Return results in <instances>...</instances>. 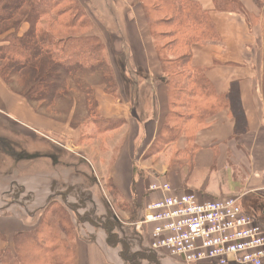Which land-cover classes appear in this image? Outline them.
<instances>
[{"label": "crops", "instance_id": "crops-1", "mask_svg": "<svg viewBox=\"0 0 264 264\" xmlns=\"http://www.w3.org/2000/svg\"><path fill=\"white\" fill-rule=\"evenodd\" d=\"M191 1L205 13L215 34L201 42L187 43L190 67L203 70L216 96L234 103L206 119L205 126L194 133L190 162L179 159L173 166L163 167L159 176L153 172L150 178L167 181L179 194H196L200 201L240 197L246 209L264 212V0H236L240 9L235 11H219L214 0ZM79 2L87 15L95 19L86 36L100 38L111 57L120 56L133 81L125 103L105 93L100 85L94 87V100L102 117L114 123L123 120V124L106 137L107 142H110L108 137L114 138L113 146H123L108 171L115 193L112 196L115 198L117 193L122 203L144 205L146 211L148 204L162 196L149 192L144 178H136L131 164L134 144L143 141L140 146L143 148L149 128L153 130L154 140L171 109L167 89L155 81L162 75L148 78L132 75L135 68L137 72L163 73L149 20L142 0ZM106 10L110 17L108 22L103 19ZM103 31L108 33L106 40L101 36ZM186 41L183 44L179 40V43L185 45ZM3 45L0 38V47ZM29 75L18 74L12 84L0 76V138L26 144L23 140L28 138L35 140L59 134L66 141L78 144L79 129L72 126L77 102L71 104L70 114L63 119H53L46 113V107H37L24 96L25 88L19 90L21 84L29 87L26 82ZM133 125L140 129L134 137L127 133ZM186 144L185 140H179L177 155L187 149ZM13 165L11 158L0 150V205L5 202V183L15 180L17 175L16 169L9 170ZM28 165L22 164L27 177ZM47 166L44 162L43 168ZM12 228L11 225L0 226V234L10 231L7 238L13 241L15 235L27 231L14 234ZM95 235L92 241L78 236L73 264H125L120 245L105 233ZM148 239L150 242L149 236ZM0 250L16 254L10 241L0 245Z\"/></svg>", "mask_w": 264, "mask_h": 264}, {"label": "rangeland", "instance_id": "rangeland-1", "mask_svg": "<svg viewBox=\"0 0 264 264\" xmlns=\"http://www.w3.org/2000/svg\"><path fill=\"white\" fill-rule=\"evenodd\" d=\"M11 1L13 0H0V11H3L7 18L0 23V38L3 41L17 31L20 37L25 34L30 35L32 32L39 34L44 31L47 35L44 40L48 45L51 43L56 45L60 39L68 35L88 34L92 23L95 22L94 18L91 19L94 16L85 13L86 16H77L80 23L83 21L81 25L84 26L83 29L64 27L63 23L74 21L76 13L72 11L61 16V6L70 7L73 0H41L42 4L38 2L35 10L31 3H16L17 0L9 5L8 2ZM78 3L81 6L79 0ZM42 14L45 15L42 17ZM103 14H105L103 19L108 22L109 12L106 10ZM167 30L169 28L166 26L158 29L161 32ZM101 36L106 40L107 31H103ZM95 38L100 44L99 48H95V51L97 50L95 56H98L99 63H96V60L91 62L90 55L81 54L77 58L74 56L71 72L61 74L63 69L60 67L62 64L60 62L65 57L59 52L55 55V61L41 59L40 69L36 71L31 69L28 73L30 75L26 82L29 86L31 82L40 84L46 74L44 84L42 83L43 85L37 87L35 91L38 94L44 87L47 92L48 90L53 92L51 100L45 106L46 113L49 112L53 119L57 121L63 119L68 113L70 114L71 104L77 102L72 126L79 129L80 136L77 139L78 144L75 141H66L59 134H51L45 138L36 137L35 140L28 138L23 140L26 144L0 138V150L4 151L14 164L9 170L16 169L17 172L15 180L5 183L7 189L4 192L5 202L0 205V226H13L14 234L27 230L23 233L36 235L34 243H29L27 236L19 240L21 245L18 260L23 264H49L53 257L59 262L72 264L73 250L78 236L92 241V237L100 232L105 233L111 241L121 246V252L126 255L123 261L125 264H184L181 260L158 255L147 248V245L150 247L148 239L150 229L140 224L144 217V205L122 203L116 197L117 193L115 198L112 196L114 192L111 189L112 183L108 179V171L123 146L121 144L113 146L114 138L108 137L110 142H107L106 137L118 129L123 124V120L114 123L102 117L94 100V87L100 85L105 93L125 103L128 97L127 91L133 81L121 57L118 55L111 57L104 42L98 37ZM161 40L167 43L170 39ZM42 43L44 44L37 41L39 46ZM93 44L96 42L93 41ZM53 47V53L60 50L57 45ZM76 53L79 52L76 50ZM76 53L73 52V55H77ZM4 66L0 63V67ZM5 75L11 77L9 72ZM132 75L135 78L137 75L143 78L156 75L166 78L171 76L164 72L161 74L137 72L136 68L132 71ZM62 76L64 79L59 82ZM12 82L15 83V80ZM24 88L27 90L29 87L27 88L26 84L19 86V90ZM35 104L41 108L44 106L41 101ZM197 128L198 124L193 121L169 119L159 128L154 140L153 130L149 128L143 148H140L143 141L134 144L131 164L136 178L139 180L144 178L149 187L154 184L150 178L153 172L159 176L158 173L163 167L173 166L179 159L190 162L192 139ZM138 132L140 129L135 125L127 131L132 137ZM179 140L186 141L187 149L177 155ZM76 145L81 147L76 148ZM44 162L48 165L45 169ZM24 163L29 164V177L22 166ZM257 213L261 216L259 223L263 226L264 212L260 210ZM109 227H112L111 233L108 231ZM7 233L0 234V245L10 241L15 247L16 235L12 241V238L10 240L7 238ZM48 238L52 240L49 241ZM50 245L59 247L53 256H49ZM66 248L69 249L67 252ZM138 251L143 252L140 255L133 254ZM3 257V264H9L6 257Z\"/></svg>", "mask_w": 264, "mask_h": 264}, {"label": "trees", "instance_id": "trees-1", "mask_svg": "<svg viewBox=\"0 0 264 264\" xmlns=\"http://www.w3.org/2000/svg\"><path fill=\"white\" fill-rule=\"evenodd\" d=\"M14 1L17 0L8 2V4L12 5ZM36 1L18 0L16 3H31L32 8L35 10V6H38V2L39 4L43 2L41 0ZM72 2V7L61 6V16L72 11L76 13L73 18L74 21H71V23H63V26L67 29H83L84 26H81L83 25V21L80 23L77 16H86V12L79 6L78 0H73ZM214 3L219 11H235V9H240L236 0H214ZM142 5L149 20L163 72L164 74L171 75L169 78L163 76L160 80H155L156 83L165 85L168 92L171 109L166 121L169 119L183 120L186 122L193 121L198 124L196 130L198 131L205 126L206 119L213 116L220 109L229 107L230 105L232 106L234 103L233 101L227 102L225 98L216 96L213 87L206 80L203 70H194L190 67V56L187 54L189 47L187 43L201 42L211 38L215 34L214 28L211 26L207 16L201 8L191 0H142ZM5 15L3 11H0V23L7 20ZM44 15L45 14H42L41 16L43 17ZM165 26L168 27L169 30L163 32L158 31V29ZM39 34H33L32 32L30 35L25 34V36L20 37L17 31L4 41V45L0 47V63H3L5 66L0 67V76L6 83L12 84L13 82L11 83V81L18 74H27L31 69L35 71L38 68L40 69L42 65L41 59L46 60L47 58L49 62L55 61V55L59 52L65 57V59L60 62L62 63L60 67L63 69V73L61 74H68L71 72L73 68L72 59L74 56L77 58V56L81 54L90 55L91 62L94 60H96V63L100 62V60L97 59L98 56H95L97 51H95V48H99L100 46L95 37L86 36L85 34L80 36L68 35V37L60 39L59 43L56 44L60 50H56L54 54L52 50L54 48L53 46L56 45L52 43L48 45L44 40L45 36H47L44 31ZM163 38H169L170 40L164 43L161 40ZM185 39L187 40L185 45H181L179 40L184 44ZM33 41L34 43H31ZM37 41L44 42V44L42 43V45L39 46ZM93 41H95L96 44H93ZM76 50L79 53H76ZM73 52L77 55H73ZM94 57L96 58L94 59ZM6 72H9L11 77L5 75ZM46 77V74H44L40 84L31 82L29 88L24 93V96L30 102H43V108L46 106V103L51 100L53 92H51V90L47 92L44 87H42V91L40 90L38 94L35 90L37 87L44 84ZM63 79L64 76L59 79V82ZM108 231L111 233L112 227H109ZM32 235L33 234L28 233L17 234L14 240L16 254H13L9 250H0V264H3V256L8 260L7 263L23 264V262L18 260L21 245L19 240L23 236H27L29 238V243H34L36 242V235ZM48 239L49 241L52 240V238ZM29 246L31 247L32 245ZM49 249V256H53L59 247L50 245ZM67 250L69 249L66 248V252ZM125 256L124 252H122L123 260L126 259ZM50 260L51 263L49 264H66L64 261L59 262L54 257Z\"/></svg>", "mask_w": 264, "mask_h": 264}, {"label": "built area", "instance_id": "built-area-1", "mask_svg": "<svg viewBox=\"0 0 264 264\" xmlns=\"http://www.w3.org/2000/svg\"><path fill=\"white\" fill-rule=\"evenodd\" d=\"M149 192L161 199L146 207L150 251L184 264H264V225L242 198L200 201L159 178Z\"/></svg>", "mask_w": 264, "mask_h": 264}, {"label": "flooded vegetation", "instance_id": "flooded-vegetation-1", "mask_svg": "<svg viewBox=\"0 0 264 264\" xmlns=\"http://www.w3.org/2000/svg\"><path fill=\"white\" fill-rule=\"evenodd\" d=\"M254 212L258 215L257 211H254Z\"/></svg>", "mask_w": 264, "mask_h": 264}]
</instances>
